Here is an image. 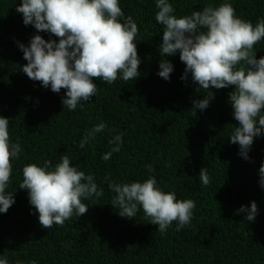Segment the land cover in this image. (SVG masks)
<instances>
[{
    "label": "trees",
    "instance_id": "1",
    "mask_svg": "<svg viewBox=\"0 0 264 264\" xmlns=\"http://www.w3.org/2000/svg\"><path fill=\"white\" fill-rule=\"evenodd\" d=\"M20 2L0 0V117L9 120L10 143L21 147L6 188L14 203L0 213V258L8 264H264V188L259 175L264 132L253 138L248 158L241 156L239 145L229 139L239 127L229 102L234 86L207 91L193 82L190 72L181 79L186 65L179 52H159L163 26L155 20V0H119L120 21L131 16L138 27L134 42L139 76L125 81L120 73L111 84L94 79L95 96L74 111L62 104L66 89L54 93L22 71L27 61L20 45L28 47L36 35L57 43L58 38L24 25L16 11ZM223 2L169 0L177 18ZM228 2L238 18L253 25L264 19V0ZM254 52L255 59L264 57V38ZM161 60L173 67L168 80L158 75ZM208 92L212 98L207 108H195L194 102ZM101 122L104 131L81 149L86 132ZM121 134L120 151L104 161L102 156L115 147L109 141ZM61 155L92 175L103 195L82 198L88 206L84 215L43 229L27 189L19 188L22 169L30 163L43 166L45 160L55 165ZM203 168L210 177L207 186L199 179ZM150 176L162 191L195 202L189 225L177 231L174 221L161 233L142 210L133 219L118 214L109 184L143 182ZM252 202L257 213L247 221Z\"/></svg>",
    "mask_w": 264,
    "mask_h": 264
},
{
    "label": "clouds",
    "instance_id": "2",
    "mask_svg": "<svg viewBox=\"0 0 264 264\" xmlns=\"http://www.w3.org/2000/svg\"><path fill=\"white\" fill-rule=\"evenodd\" d=\"M155 6L158 9L155 20L163 26L160 55L172 56L179 52L180 61L186 65L181 79L190 72L193 82L207 91L234 86L229 102L239 127L229 139L230 143L239 145L240 155L247 159L253 138L264 132V114H261L264 110V57L254 58V45L264 38V19L253 25L238 18L228 0L218 7L209 5L180 18L173 15L169 0H155ZM16 11L22 14L24 25L31 24L38 32H49L58 38L57 43L36 35L28 47L20 45L23 59L27 61L22 71L43 87L50 86L54 93L66 89L62 104L70 111L95 96L94 79L111 84L120 73L125 81L139 76L140 60L134 42L138 27L131 16L123 23L120 21L123 12L119 0H21ZM159 68L158 75L168 80L172 65L161 60ZM208 93L205 99L194 102L195 108H207L212 98ZM8 121L0 117V213H6L14 203L13 193L6 192V188L12 176V160L21 152L19 143H10ZM105 127L101 122L86 132L80 148ZM109 143L115 147L102 156L104 161L120 151L122 134ZM147 168L153 171L151 165ZM259 175L264 188V164ZM22 176L19 188L27 189L29 202L38 213L43 229L54 224L63 226L73 215H84L88 206L82 203V198L103 195L93 176H86L72 166L67 155H61L55 165L49 160H45L43 166L27 164ZM199 179L204 186L209 185L206 168L201 169ZM109 189L114 193L111 204L118 208L121 217L133 219L142 210L161 233L174 221L178 222L177 231L189 225L196 207L191 199L178 200L174 192L162 191L152 176L143 182H112ZM240 211L246 209L241 207ZM247 212L245 219L253 221L257 213L255 202ZM0 264H8L7 259L0 258Z\"/></svg>",
    "mask_w": 264,
    "mask_h": 264
}]
</instances>
